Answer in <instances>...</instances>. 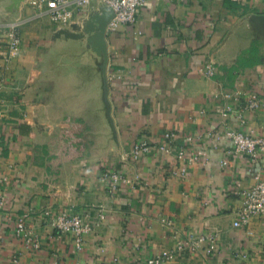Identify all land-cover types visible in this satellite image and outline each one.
I'll return each mask as SVG.
<instances>
[{
    "label": "crops",
    "instance_id": "obj_1",
    "mask_svg": "<svg viewBox=\"0 0 264 264\" xmlns=\"http://www.w3.org/2000/svg\"><path fill=\"white\" fill-rule=\"evenodd\" d=\"M253 13H264V0H146L134 22L107 32L121 153L97 162L86 160L94 144L89 118L78 99L61 92L49 53L58 24L28 0L2 14L0 53L13 22L20 23L21 45L0 89V264H135L172 250L156 264H264V213L232 224L240 190L257 172L264 178V155L252 162L233 152L227 134L264 133V38L253 35ZM210 61L217 71L206 76ZM232 90L262 98L245 110L244 123L227 112L245 104L223 96ZM167 131L174 133L169 152L159 147ZM142 140L151 147L133 158ZM180 148L198 155L183 175L174 173ZM107 167L123 175L114 194L101 179ZM29 208L25 232L17 235L13 228ZM47 208L87 220L102 209L105 220L76 248L71 234L42 217ZM30 232L37 248L26 242ZM207 232L217 234L213 252L205 245L177 248L188 235Z\"/></svg>",
    "mask_w": 264,
    "mask_h": 264
},
{
    "label": "built area",
    "instance_id": "obj_2",
    "mask_svg": "<svg viewBox=\"0 0 264 264\" xmlns=\"http://www.w3.org/2000/svg\"><path fill=\"white\" fill-rule=\"evenodd\" d=\"M93 0H28L29 4L39 11L45 12L50 20L58 25L69 24L76 16L84 12ZM107 3L114 11V15L107 25V31H115L122 24L134 22L136 13L142 7L146 0H102ZM236 2H244L245 0H233ZM5 50L0 53V89L4 86L7 79V72L14 58L17 56L21 45L20 23L13 22L9 24L5 31ZM216 65L210 61L204 65L203 72L206 76H212L216 73ZM226 98L240 100L245 98V104L241 107H228L227 112L235 114L240 123L246 121L245 110L248 108H257L262 105V98L257 91L232 90L223 93ZM226 112V113H227ZM227 134L232 142V150L235 153H244L252 162L259 160L264 155V133L255 134L252 131L244 132L239 129H229ZM174 138V133L167 131L164 133V143L159 147L165 151H171L170 143ZM150 143L146 140L135 143L130 151L133 158H138L143 153L149 151ZM176 158L180 167L174 170V173L183 175L187 168L194 164L198 159L195 152L188 151L186 148H180L176 151ZM255 182L249 188L240 190V206L236 210V217L232 224L234 227L247 225L250 218L254 215L264 213V178L261 172L255 175ZM101 179L105 183L110 194H114L119 190L121 182L124 180L123 175L116 169L109 167L101 172ZM5 204V194L0 191V208ZM32 209L26 210L18 219L14 226V232L22 235L26 229L25 220ZM42 217L50 222L54 228L61 233H69L73 236L76 248H80L84 241V236L90 232L95 226H98L105 220L104 210L100 209L97 216L93 220H87L83 214L79 212H71L67 209L53 211L47 208L41 212ZM26 242L32 247L37 248L39 242L37 236L32 232L27 234ZM217 234L215 232L192 233L185 239L178 241L177 248L197 249L201 245H205L208 252H213L217 248ZM174 255L173 250L163 251L161 254L147 259L142 263L135 264H156L163 258H170Z\"/></svg>",
    "mask_w": 264,
    "mask_h": 264
},
{
    "label": "water",
    "instance_id": "obj_3",
    "mask_svg": "<svg viewBox=\"0 0 264 264\" xmlns=\"http://www.w3.org/2000/svg\"><path fill=\"white\" fill-rule=\"evenodd\" d=\"M24 0H0V19L18 11ZM114 15L104 1L96 0L90 8L67 25H58L49 48L61 76L60 90L74 97L84 107L94 139L89 159L97 162L121 153V144L109 97L108 64L110 60L107 25ZM4 19V18H2ZM248 22L255 38H264V13L250 14Z\"/></svg>",
    "mask_w": 264,
    "mask_h": 264
},
{
    "label": "trees",
    "instance_id": "obj_4",
    "mask_svg": "<svg viewBox=\"0 0 264 264\" xmlns=\"http://www.w3.org/2000/svg\"><path fill=\"white\" fill-rule=\"evenodd\" d=\"M261 43L264 45V39H263V41ZM258 46H259L258 44L257 45H254V47H252V50H257Z\"/></svg>",
    "mask_w": 264,
    "mask_h": 264
},
{
    "label": "flooded vegetation",
    "instance_id": "obj_5",
    "mask_svg": "<svg viewBox=\"0 0 264 264\" xmlns=\"http://www.w3.org/2000/svg\"><path fill=\"white\" fill-rule=\"evenodd\" d=\"M65 111H63V113H64ZM67 114H69V112L66 110V114L65 115H67ZM70 115V114H69ZM68 120H70L71 122H72V120L71 119H68ZM67 120V121H68ZM68 125L70 124V122H66ZM57 127V126H56ZM58 127H60V126H58Z\"/></svg>",
    "mask_w": 264,
    "mask_h": 264
}]
</instances>
